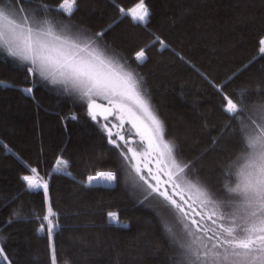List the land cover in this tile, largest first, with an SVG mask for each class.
Segmentation results:
<instances>
[{"label":"trees","instance_id":"1","mask_svg":"<svg viewBox=\"0 0 264 264\" xmlns=\"http://www.w3.org/2000/svg\"><path fill=\"white\" fill-rule=\"evenodd\" d=\"M46 2L55 6L58 0ZM137 2L78 0L64 22L104 33L109 50L143 77L181 158L218 190L220 169L239 151L237 139L225 131L229 117L221 110L222 96L249 89V109L264 104V94L255 92L259 87L264 93L259 53L264 0H145L146 27L119 11ZM40 3L18 0L15 6L31 12ZM154 36L168 47L152 44ZM141 49L146 59L137 62ZM0 81L7 85L0 86V245L13 264H50L47 234L37 233L33 217L46 211L43 191H28L21 180L32 167L48 180L49 202L58 214L53 236L58 264H175L178 250L162 232L155 207L129 195L119 150L108 143L101 121L87 115L85 104L28 76L2 54ZM60 157L69 162L70 176L53 171ZM97 171L117 173L115 185H86ZM18 209L25 218L9 224ZM109 211L118 213L119 223L107 221Z\"/></svg>","mask_w":264,"mask_h":264},{"label":"snow or ice","instance_id":"2","mask_svg":"<svg viewBox=\"0 0 264 264\" xmlns=\"http://www.w3.org/2000/svg\"><path fill=\"white\" fill-rule=\"evenodd\" d=\"M15 2L18 0H0V53L19 62L28 76L59 86L85 104L92 120L98 115L105 120L115 115L121 125L125 120L131 124L144 145L142 153L127 147L124 135L116 133L125 142L122 148L107 124L101 126V131L147 185L144 200L154 196L166 209L168 216L159 222L170 244L178 249L175 264H264V104L250 110L249 89L222 96L221 110L229 117L225 131L230 130L237 139L239 151L220 169V186L214 191L200 180L193 163L181 158L177 143L167 137L165 125L151 105L143 77L109 50L102 41L104 33H91L64 22L77 10L78 0H58L55 6L41 0L31 12L22 4L16 7ZM119 11L135 23L148 24L150 11L145 0ZM156 43L161 49L168 47L159 36L153 38L152 44ZM259 45V53L264 54V38ZM134 58L143 62L145 49L137 51ZM0 86L7 85L0 81ZM23 91L31 94L32 88ZM255 92L264 94L259 87ZM233 121L236 127H232ZM141 155L154 158L155 173L148 168L147 176L141 174ZM68 167L69 162L60 157L54 171L70 176L71 172L65 171ZM30 173L21 180L28 191L42 190L47 205L43 215L33 213L39 221L36 231L47 234L50 264H58L53 236L59 223L49 202V182L36 167ZM116 179L113 171H97L87 177V184ZM22 211L14 210L8 223L25 218ZM106 215L109 222H120L117 212ZM0 258L4 264H13L2 246Z\"/></svg>","mask_w":264,"mask_h":264},{"label":"rangeland","instance_id":"3","mask_svg":"<svg viewBox=\"0 0 264 264\" xmlns=\"http://www.w3.org/2000/svg\"><path fill=\"white\" fill-rule=\"evenodd\" d=\"M0 54H2L4 57L8 58L15 65L21 66L19 64V62L14 61L13 59L7 57L6 54H4V53H0ZM34 79H36L38 82H40L42 84H45L46 86H49L50 88H52L53 90H55L59 93L65 94L59 88V86H52V85L48 84L47 82L39 80L38 78H34ZM70 97H72V96H70ZM72 98L75 99L74 97H72ZM75 100L80 102L77 99H75ZM98 102L105 103V104L107 103L106 101H98ZM104 124H107L108 127L111 128V130L113 132V136H112L113 139L117 140L116 133H120V134L124 135L125 138L131 139L130 142H127V147L134 148L138 153H142L144 151V145L140 141V137L138 135H136L135 129L131 128V124H129L127 122V120H125L123 125H121V122L118 119H116V117L114 115V117L112 119L100 122V126H102ZM104 133L107 137L106 132H104ZM107 139H108V137H107ZM117 142H119V144H121L122 148L124 147V144H125L124 141L121 142V141L117 140ZM118 150L120 152V149H118ZM128 155L131 156V153H128ZM138 159L141 163V168H142L141 174L147 176L148 175V172H147L148 168H151L153 173H155L156 164H155L153 157H145V156L141 155L140 157H138ZM133 163H136V161H133ZM144 164H147V167H144ZM53 171H54V169H53ZM65 171L67 172V169ZM54 172H57V171H54ZM60 173H64V172H60ZM123 179H124L125 188L127 189L129 195L133 199H136V200L139 199V200H141V202H148L149 204H152V206L155 207V210H156V212L160 218L168 216L166 209L160 203H158V198L153 196V197H150L148 200H144L145 189L147 188V185L143 184V181H141L139 179V176H137L136 172L124 160H123ZM149 179H150V177H149ZM161 179H166V177H161ZM152 182L154 183V181H152ZM86 185H88L87 180H86ZM114 185H115V181H114V184L112 186H114ZM90 186H95V185L92 184ZM112 186H110V187H112ZM196 218L198 219V217H196ZM107 221L109 222L108 218H107ZM109 223L117 224V223H112V222H109ZM176 231L179 234V232H180L179 228H177ZM0 261L2 264H4V261L2 260V258H0Z\"/></svg>","mask_w":264,"mask_h":264},{"label":"water","instance_id":"4","mask_svg":"<svg viewBox=\"0 0 264 264\" xmlns=\"http://www.w3.org/2000/svg\"><path fill=\"white\" fill-rule=\"evenodd\" d=\"M98 103H100V102H98ZM85 109H86V111H87V107H86V105H85ZM113 117H114V115L108 116L107 120H110V119H112ZM97 119L100 120V121H107V120L104 119V117H103L102 115H98V116H97ZM117 140L120 141V140L118 139V137H117ZM130 141H131V139H127V142H130ZM121 142H122V141H121ZM97 185H100V184H97ZM103 186H104V185H103ZM105 187H107V186H105Z\"/></svg>","mask_w":264,"mask_h":264},{"label":"bare ground","instance_id":"5","mask_svg":"<svg viewBox=\"0 0 264 264\" xmlns=\"http://www.w3.org/2000/svg\"><path fill=\"white\" fill-rule=\"evenodd\" d=\"M119 143V142H118ZM94 183V185H97V184H100V185H104V186H107V187H109V186H111L112 184H113V182H111V183H107V182H104V181H102V180H100V181H96V182H93Z\"/></svg>","mask_w":264,"mask_h":264},{"label":"flooded vegetation","instance_id":"6","mask_svg":"<svg viewBox=\"0 0 264 264\" xmlns=\"http://www.w3.org/2000/svg\"><path fill=\"white\" fill-rule=\"evenodd\" d=\"M125 141H127V138H125Z\"/></svg>","mask_w":264,"mask_h":264}]
</instances>
